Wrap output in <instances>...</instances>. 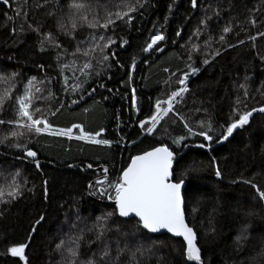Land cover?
Instances as JSON below:
<instances>
[{
    "label": "trees",
    "instance_id": "obj_1",
    "mask_svg": "<svg viewBox=\"0 0 264 264\" xmlns=\"http://www.w3.org/2000/svg\"><path fill=\"white\" fill-rule=\"evenodd\" d=\"M125 2L127 0H102L108 9H115ZM67 3L68 0L0 2V75L19 73L13 93L17 88L22 92L30 78L45 81L36 86L50 88L55 93L48 99L50 111L59 108L55 115H48L54 128L78 124L87 133L95 135L100 132L96 137L108 139L112 144L109 147L48 134L34 135L27 141V147L36 151L43 162L39 171L28 163L14 161L17 156H22L21 151L0 144V153L3 154H0V184H3L5 175L19 170L20 179L28 181L25 189H32L25 190L12 204L0 205V209H6L0 216V264H25L7 252L8 247L21 243L27 244V264H57L60 255L55 251V245L61 238L67 239L70 231L79 232L83 228L85 240L92 239L93 234L88 233L87 228L95 223L97 216L111 211L113 206L96 202L106 198L90 194L95 188L90 189V198L87 194L89 184L93 182L95 185L97 178L102 179L103 168L109 170V179H115L131 156L160 143L167 144L175 153L172 178L173 181L183 179L185 182L186 221L197 233V245L204 264H264V202L259 200L256 190L250 185L234 182L241 178L250 179L264 189V113H253L248 125L235 130L227 141L215 142L223 130L220 125L230 122L229 116L237 96L242 101L239 105L241 110H245V104L248 110L264 106V96L257 91H264V61L260 59L264 55V36L258 35L264 32V0H198L195 9L191 0H142L143 7L133 13L130 26L117 21L114 35L108 33L116 40L111 46L110 58L103 65H96L93 74L83 84L86 89L83 92H73L71 84L75 83L74 75L81 80L84 77L78 71L73 73L66 69L62 72L56 56V52L61 51L65 64L82 66L83 56L71 54L77 41L56 33L54 20L48 15L53 10L52 4L62 5L66 13ZM38 4L45 6L40 8ZM213 9L219 11L220 16H213L207 29L201 27L199 37L193 36L205 13L211 15ZM56 15H61V11L56 10ZM250 20L255 21V27L249 23ZM38 22L43 26L42 32L51 30L56 33L61 49L46 44L48 50H40L36 33L28 27L29 24L36 27ZM119 23L120 26L117 25ZM228 23L232 24L233 31L226 39L236 47L216 42L221 29ZM89 31L85 27L76 35L87 36ZM177 32H180L179 36ZM157 33L164 35L165 39L154 48L159 47L163 51L144 52L143 48L151 36ZM250 36L257 37L255 47L248 39ZM209 38L206 48L205 41ZM239 40L245 43L239 44ZM122 41L126 43L120 47ZM193 44L198 50H193ZM216 48L221 49V54L214 58L209 56L210 62L202 64L204 53ZM95 55L91 54L92 57ZM92 62L95 63V59ZM189 65L199 68V72L189 76L187 85L190 91L176 109L186 119L190 118L188 123L196 131L202 130L196 128V121L210 119L213 142L204 141L199 136H188L183 124L171 115L157 125L152 135H148L140 129L139 122L155 111L158 98L165 99L170 90L179 87L176 81L185 72H190ZM95 71L100 75L96 76ZM65 77L69 78L66 91L62 90ZM48 80H51L50 84ZM241 83L247 84V101L243 100V90L239 88ZM101 84L104 87H99ZM7 87V83L0 81V93ZM133 89L135 109L131 103ZM44 95L47 96V92ZM72 100H77V103L73 104ZM196 108L202 110L196 112ZM5 118H13L11 110L5 113ZM8 131L0 126V137ZM73 131L78 133L80 129L73 128ZM180 136L185 139L177 147L172 140ZM12 142L7 141L8 144ZM20 142L25 143L24 140ZM200 143L208 147H195ZM213 160L222 172L219 180L213 177ZM193 162L197 171L183 175L185 166ZM45 180L47 196L44 194ZM77 213L80 220H77ZM41 214L45 219L37 226L29 242L32 224ZM74 222L79 227L71 229ZM167 236H158L162 243L158 242L152 253L140 258V264H156L157 258H162L163 264H188L180 244L173 243L178 239L168 240ZM238 236L247 238L237 244ZM117 239L123 247L125 240H131V237L108 233L113 256L116 255ZM92 250L98 251L96 243L92 244ZM128 256L126 252L121 257L122 264H127Z\"/></svg>",
    "mask_w": 264,
    "mask_h": 264
},
{
    "label": "snow or ice",
    "instance_id": "obj_2",
    "mask_svg": "<svg viewBox=\"0 0 264 264\" xmlns=\"http://www.w3.org/2000/svg\"><path fill=\"white\" fill-rule=\"evenodd\" d=\"M0 2L8 4L9 0H0ZM45 3H48V0H45ZM197 3L198 0H191L192 8L195 9ZM44 6V4L37 5L40 8ZM140 7H143L142 0H134V2L133 0H127V2L118 5L115 9H108L102 3V0H68L67 12L65 13L62 5H51L53 10L49 11L48 15L54 20L56 33L77 41L75 51L71 53L74 57L82 55L87 58L82 63V66L77 67L75 63L65 64L61 56V51L56 52L62 72L66 69L71 70L73 73L78 71L84 77L83 80L75 75L72 77L75 81V83L71 84L73 92L86 91L83 88V84L93 74L96 65H103L110 58L111 46L116 43L113 35L115 32L114 26L117 21L130 26L134 18L133 13H137ZM56 10H60L61 15L57 16ZM101 11H103V15H101ZM213 16L219 17V11L213 9L211 15L206 12L200 21V26L196 28L192 35L199 37L201 27L207 29L209 27L208 21L212 20ZM249 23L255 27L254 20H250ZM28 27L36 33L41 51L48 50L45 47L46 44H51L54 49H61L62 46L58 42L56 33H53L51 30L42 32L41 28L43 26L39 22L36 27H33L31 24ZM85 27L90 30L89 34L87 36H77L76 34ZM232 31V24L228 23L221 29L216 42L222 46L236 47L237 45L229 43L226 39L227 35ZM109 32L113 35H109ZM176 35L179 36L180 32H177ZM258 35L264 36V32H260ZM150 39L151 42L147 43L146 47L143 48L144 52H149L150 50L163 51L162 48H154V46L165 39L164 35L155 34ZM248 39L253 41V47H255L254 42L257 37L250 36ZM210 40L211 38L205 41L206 48ZM124 43L126 41H122L119 46L123 47ZM238 43L244 44L245 41L239 40ZM192 48L193 50H198L195 44H193ZM91 54L96 55L92 57ZM220 54V48L213 49L210 53L206 51L202 64L207 65L210 62L209 56L214 58ZM93 59H95V63L92 62ZM191 59V54H189V60ZM260 59L264 61V55H261ZM134 66L135 61H133ZM189 67L190 72H185L176 81L179 87L175 90H170L165 99L158 98L154 105L155 111L150 117L139 122V127L142 131H146L148 135H152L157 125L171 115L183 124L188 136H199L204 141L209 143L213 142V135H210L213 132V124L210 119L196 121V128L202 129L201 131H196L188 123V119L190 118L186 119L176 109V105L182 104L185 100V94L190 91L187 85L189 76H194L199 72V68L192 65H189ZM164 70L168 71V69ZM18 75L19 73L15 72L6 76L0 75V81L8 84V87L0 93V126L9 129L4 136L0 137V144H5L7 147L21 151L22 156H17L16 159L30 158V162L34 163L36 170L39 171L41 164L39 159H37L38 154L36 151L27 147V141L34 135L43 133H47L50 136L67 137L69 140H82L94 145L111 146L112 141L108 139H96V136L101 134L100 132H97L95 135L87 133L78 124H73L68 128H54L48 120V115H55L56 111H59V108L46 114L41 107L36 105V101L52 98L55 93L50 88L42 89L41 87H37V83L44 84L45 81H37L35 77L27 80L22 92L17 88L15 93H13ZM95 75L99 76L100 72L95 71ZM47 83L50 84L51 80H48ZM68 87L69 78L65 77L62 90L66 91ZM99 87L102 88L104 86L101 84ZM239 88L243 90V100L247 101L249 98L247 84L241 83ZM92 91H95V89H92ZM257 91H260L261 95L264 96V91H261V89H257ZM44 92H47V96H44ZM80 98L82 99L83 96L81 95ZM241 102L240 96H237L235 106L232 108L229 116L230 122L226 125H220L223 130L216 137V143L227 141L235 130L242 129L248 125L253 113H264V106L248 110L247 104H245V110H241L239 108ZM72 103H77V100H72ZM131 103L133 109H135V89H133ZM9 110H11L13 118H5V113ZM201 110L200 108L195 109L196 112H200ZM203 111L207 115V110L204 109ZM172 122L175 123V121ZM73 128L80 129L79 135H73ZM164 131L167 132V129L165 128ZM184 139V136L173 138L172 143L180 147ZM9 140L13 142L8 144L7 141ZM21 140H24L25 143H21ZM195 147L204 149L208 145L200 143L195 145ZM174 159V151L167 144L160 143L159 146H153L150 150H144L140 154L131 156L130 163L120 170L115 179H109V170L103 168L104 178H97L95 185L89 184L88 187L89 189L95 188V191L90 192V194H98L100 198L110 200L113 205L112 210L97 216L95 223L87 228V232L93 234L92 239L85 240V229L83 228H80L79 232L70 231L67 239L61 238L55 245V251L60 255V260L57 264H122L121 257L126 252L129 253L127 264H140V258L146 253H152L153 247L158 242L162 243L156 234H170L167 236L168 240L179 238L178 240H173V243L180 244V250L186 257V261L194 262V264H202L201 249L197 245V233L186 222L184 198L182 196V186L185 182L183 179L174 182L172 178ZM212 165L215 169L216 177L218 179L221 178L222 172L215 160L212 161ZM69 166L71 167V165ZM88 167L91 168L92 165L89 164ZM195 171H197V167L195 166V162H193L185 166L183 175L186 176ZM20 177L21 173L19 170L3 177V184H0V205H10L19 199L25 190L32 191V189H25L28 181L26 178L20 179ZM234 182H242L250 185L251 188L256 190L259 200L264 202V189L259 188L252 180L241 178L239 181ZM43 185L45 186L44 194L47 196L46 180L43 181ZM5 210L0 209V216L3 215ZM44 219V215L41 214L34 220L29 232V242L31 241L32 234L36 232L37 226ZM77 220H80L78 213ZM78 227L79 225L75 222L70 226L71 229ZM110 232L115 233L117 237H131V240H125L123 247L120 246V239L115 241V256L112 255L111 242L108 240V233ZM246 238L244 236H238L236 238L237 244L240 243L241 239ZM93 243L98 245V251L92 250ZM85 244L87 245L86 248L84 247ZM99 245H103V247H99ZM26 247V243H21L8 247L7 252L12 257H18L19 261H24L27 264L25 255ZM156 264H163L162 258H157Z\"/></svg>",
    "mask_w": 264,
    "mask_h": 264
},
{
    "label": "water",
    "instance_id": "obj_3",
    "mask_svg": "<svg viewBox=\"0 0 264 264\" xmlns=\"http://www.w3.org/2000/svg\"><path fill=\"white\" fill-rule=\"evenodd\" d=\"M1 154V153H0ZM1 155H3V154H1ZM6 158H11V157H6ZM12 159V158H11ZM37 159H39V157L37 156ZM14 161H21V162H25V163H28L29 165H32V166H34V163H32V162H30V158H28V159H14ZM40 161V164H42L43 162L41 161V160H39ZM129 163H130V161H129ZM104 178V176L102 177V179ZM175 182V181H174ZM90 184H93V183H90ZM184 188H185V183H184V185L182 186V196H183V191H184ZM89 191H90V189H89V187H88V195H89V197H90V194H89ZM91 198V197H90ZM96 202H99V203H104V204H108V205H112V202L110 201V200H106V201H104V200H95ZM113 206V205H112ZM187 222V221H186ZM157 236H160V235H170V234H156ZM173 239H179V238H173ZM185 257V256H184ZM185 260H186V257H185ZM201 260H202V257H201ZM188 264H194V262H188V261H186ZM202 264H204V262H203V260H202Z\"/></svg>",
    "mask_w": 264,
    "mask_h": 264
},
{
    "label": "rangeland",
    "instance_id": "obj_4",
    "mask_svg": "<svg viewBox=\"0 0 264 264\" xmlns=\"http://www.w3.org/2000/svg\"><path fill=\"white\" fill-rule=\"evenodd\" d=\"M117 25H121L120 23L119 24H117ZM158 34V33H157ZM148 53V52H147ZM84 60H85V58L84 57H82L81 58V61L82 62H84ZM23 90V89H22ZM45 96V95H44ZM48 99H45V100H42V101H36V105L37 106H39V107H41L44 111H45V113L47 114L50 110H49V106H48V102L50 103V100H48ZM43 134H47V133H43ZM73 135L74 136H76V135H79V132L78 133H76V132H74L73 131ZM60 137V136H59ZM63 138H67V137H63ZM68 139V138H67ZM96 139H100L99 137H96ZM80 141H82V140H80ZM83 142H85V143H88V142H86V141H83ZM213 177H214V180H219L217 177H216V175H215V172H214V175H213ZM210 182V181H209ZM93 183V182H92ZM90 192V191H89ZM88 194V193H87ZM107 199V198H106Z\"/></svg>",
    "mask_w": 264,
    "mask_h": 264
},
{
    "label": "bare ground",
    "instance_id": "obj_5",
    "mask_svg": "<svg viewBox=\"0 0 264 264\" xmlns=\"http://www.w3.org/2000/svg\"><path fill=\"white\" fill-rule=\"evenodd\" d=\"M95 200V199H94ZM107 200V199H106ZM106 200H104V201H106Z\"/></svg>",
    "mask_w": 264,
    "mask_h": 264
}]
</instances>
